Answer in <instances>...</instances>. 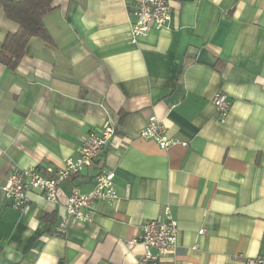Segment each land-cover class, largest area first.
<instances>
[{
	"label": "crops",
	"instance_id": "crops-1",
	"mask_svg": "<svg viewBox=\"0 0 264 264\" xmlns=\"http://www.w3.org/2000/svg\"><path fill=\"white\" fill-rule=\"evenodd\" d=\"M169 2L167 27L132 42V0H52L48 39L0 65V185L13 167H63L87 133L115 127L102 160L63 180L55 201L28 191L16 209L0 188V264H141L139 226L166 211L177 251L159 264L264 256V0ZM17 29L0 2V42ZM152 115L176 143L139 136ZM102 169L117 198L54 234L72 188L89 192Z\"/></svg>",
	"mask_w": 264,
	"mask_h": 264
},
{
	"label": "built area",
	"instance_id": "built-area-1",
	"mask_svg": "<svg viewBox=\"0 0 264 264\" xmlns=\"http://www.w3.org/2000/svg\"><path fill=\"white\" fill-rule=\"evenodd\" d=\"M131 12L134 20L130 25L131 41L144 36L151 29L159 30L167 27L171 20L169 0H132ZM212 104L219 119L226 116L230 101L224 92H216ZM115 133L111 123H105L97 130L87 133L79 148V155L68 157L61 168L50 165L43 168L29 166L9 169L0 188L6 201L14 208L24 207L29 199L28 191L37 190L48 201H55L59 184L78 175L84 168H92L102 160L103 153L110 145ZM139 136L155 141L165 148L177 142L167 135L164 124L154 115L148 117L145 125L139 131ZM115 172L112 169H102L95 176L92 189L83 193L73 187L66 199L64 213L54 229V234H63L71 223H86L93 220V205L98 200L113 201L117 198L114 185ZM140 235L137 239L144 250L139 256L141 264H159L164 257L177 251L178 227L177 221L168 211L159 218L146 219L139 226ZM200 229L198 233H202ZM133 240L132 242H135ZM243 264H264V256H248L243 258Z\"/></svg>",
	"mask_w": 264,
	"mask_h": 264
},
{
	"label": "trees",
	"instance_id": "trees-1",
	"mask_svg": "<svg viewBox=\"0 0 264 264\" xmlns=\"http://www.w3.org/2000/svg\"><path fill=\"white\" fill-rule=\"evenodd\" d=\"M5 15L17 23L18 29L0 42V65L14 68L33 36L48 39L43 23L45 14L54 9L52 0H0Z\"/></svg>",
	"mask_w": 264,
	"mask_h": 264
}]
</instances>
